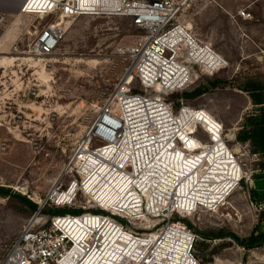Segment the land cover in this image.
Returning a JSON list of instances; mask_svg holds the SVG:
<instances>
[{"label": "built area", "instance_id": "1", "mask_svg": "<svg viewBox=\"0 0 264 264\" xmlns=\"http://www.w3.org/2000/svg\"><path fill=\"white\" fill-rule=\"evenodd\" d=\"M13 1L0 0V11L6 13ZM16 1L21 14L55 16L57 21L40 33L42 52L58 47L63 20L73 17L128 18L143 34L135 44L119 48L128 62L126 73L73 152L69 167L75 179L48 192L4 264H200L197 237L182 219L217 209L245 178L241 173L218 179L217 165L203 167L197 131L210 147L217 143L197 120L207 112L176 111L166 98L202 75L218 74L228 60L178 20L180 0ZM135 84L140 92L133 91ZM214 120L219 146L238 163L223 126ZM214 153L220 156L217 149ZM46 208L81 213L45 219L41 212Z\"/></svg>", "mask_w": 264, "mask_h": 264}, {"label": "rangeland", "instance_id": "2", "mask_svg": "<svg viewBox=\"0 0 264 264\" xmlns=\"http://www.w3.org/2000/svg\"><path fill=\"white\" fill-rule=\"evenodd\" d=\"M179 3L178 20L189 24L199 40L228 54L229 66L214 76L202 75L167 102L176 111L204 110L216 119L245 178L225 205L182 221L197 237L200 264H264V245L247 250L230 238L202 237L264 234V154L235 139L260 113L251 86H264V0ZM12 4L6 13L0 11V188L11 191L0 196V264L48 192L75 179L69 167L73 152L126 73L128 62L119 48L143 34L128 18L73 17L63 20L58 47L42 52L40 33L57 21L55 16L21 14L17 1ZM133 91L140 92L137 84ZM196 136L208 142L200 129ZM24 199L38 208L32 211ZM50 211L56 209L46 208L41 215L47 219Z\"/></svg>", "mask_w": 264, "mask_h": 264}, {"label": "trees", "instance_id": "3", "mask_svg": "<svg viewBox=\"0 0 264 264\" xmlns=\"http://www.w3.org/2000/svg\"><path fill=\"white\" fill-rule=\"evenodd\" d=\"M251 91L253 92L251 96L253 100V104L257 107H260V113L256 118H252L251 122L249 123L247 127H245L243 130L239 131L236 134L235 139L238 142H244V143L249 142L255 153L264 154V86L253 85V87L251 86ZM199 92L200 91H198L196 94H198ZM10 194H11L10 190L0 188V196L4 197ZM24 200L26 204L30 207V209H32V211H35L38 208L35 204L31 203L30 201H27L26 199ZM49 213H51L52 215H64L68 213L79 214L81 212L80 211L56 210V211H50ZM186 223L190 226L188 222ZM202 237L204 240L205 239L213 240V238L214 239L230 238L234 240L239 246L247 250H251V249L264 245V234L263 233L257 234L254 232L247 239H240L239 237H237L236 235L232 233H222V234L215 235L212 237L202 235Z\"/></svg>", "mask_w": 264, "mask_h": 264}, {"label": "bare ground", "instance_id": "4", "mask_svg": "<svg viewBox=\"0 0 264 264\" xmlns=\"http://www.w3.org/2000/svg\"><path fill=\"white\" fill-rule=\"evenodd\" d=\"M184 25L185 27L190 29L189 24H184ZM210 117L211 119H209V117L205 115L204 112L202 115L197 116V120L203 121L204 125L215 134L216 139L215 138L214 139L217 141V143L215 144L216 146L213 148L210 147V142L209 143L201 142V145L203 147V152H202L203 159H201L202 162L201 164L206 169H209V166L213 167L217 165L219 167L217 172L220 174V176L217 177L218 179H220L221 176L224 175L228 176L230 174H231L230 176L232 177L238 176L242 173L241 168L238 165V163L235 161L234 157L231 156L230 151H227L223 144L219 146L220 140L218 139L219 137V133L217 132L218 127H216L217 124L214 118H212V116ZM214 149H217L218 155H220L219 157L214 153ZM162 164L166 165V162ZM221 200L222 202L220 203V205H223L227 200V198L224 199V197H222ZM210 211H212V209H210Z\"/></svg>", "mask_w": 264, "mask_h": 264}, {"label": "crops", "instance_id": "5", "mask_svg": "<svg viewBox=\"0 0 264 264\" xmlns=\"http://www.w3.org/2000/svg\"><path fill=\"white\" fill-rule=\"evenodd\" d=\"M227 60H229L228 54H226L223 50L217 49Z\"/></svg>", "mask_w": 264, "mask_h": 264}]
</instances>
